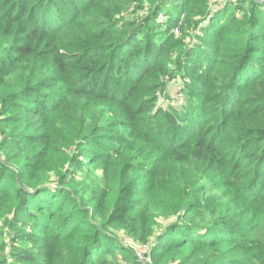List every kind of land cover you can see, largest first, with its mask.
Returning a JSON list of instances; mask_svg holds the SVG:
<instances>
[{
	"label": "trees",
	"instance_id": "obj_1",
	"mask_svg": "<svg viewBox=\"0 0 264 264\" xmlns=\"http://www.w3.org/2000/svg\"><path fill=\"white\" fill-rule=\"evenodd\" d=\"M124 236L264 264L256 0H0V264H147Z\"/></svg>",
	"mask_w": 264,
	"mask_h": 264
},
{
	"label": "rangeland",
	"instance_id": "obj_2",
	"mask_svg": "<svg viewBox=\"0 0 264 264\" xmlns=\"http://www.w3.org/2000/svg\"><path fill=\"white\" fill-rule=\"evenodd\" d=\"M120 8L121 10L115 16V18L117 19L139 21L146 14V9H140L135 4H125ZM116 11L117 8L114 9V12ZM182 97V88H180L177 81H172L167 89V96L159 97L160 99H158V104L163 106L173 104L177 106L179 103H181ZM124 239L125 240L123 241V243H125V245H127L128 247H131V245L133 244H138L137 241H135L133 238H130L129 236H124Z\"/></svg>",
	"mask_w": 264,
	"mask_h": 264
},
{
	"label": "built area",
	"instance_id": "obj_3",
	"mask_svg": "<svg viewBox=\"0 0 264 264\" xmlns=\"http://www.w3.org/2000/svg\"><path fill=\"white\" fill-rule=\"evenodd\" d=\"M228 0H214L215 3H220L223 4ZM259 4L264 6V0H256ZM126 238V237H125ZM133 250L135 251L136 257L142 261H144L147 264H153L152 263V258L149 254V248H150V242L146 243H138V244H133L131 245Z\"/></svg>",
	"mask_w": 264,
	"mask_h": 264
}]
</instances>
